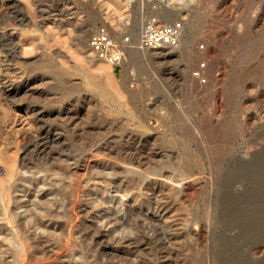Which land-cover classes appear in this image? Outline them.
<instances>
[{
    "label": "rangeland",
    "instance_id": "rangeland-1",
    "mask_svg": "<svg viewBox=\"0 0 264 264\" xmlns=\"http://www.w3.org/2000/svg\"><path fill=\"white\" fill-rule=\"evenodd\" d=\"M151 15L181 22L177 46L114 67L87 45L102 22L134 42ZM263 38L264 0H0V264H264ZM41 130L53 155L20 167ZM74 200L96 240L69 233Z\"/></svg>",
    "mask_w": 264,
    "mask_h": 264
},
{
    "label": "bare ground",
    "instance_id": "bare-ground-1",
    "mask_svg": "<svg viewBox=\"0 0 264 264\" xmlns=\"http://www.w3.org/2000/svg\"><path fill=\"white\" fill-rule=\"evenodd\" d=\"M168 15H167V13H162V18H164V17H167ZM259 38V37H258ZM257 39V38H256ZM264 39V38H263ZM257 41V40H256ZM259 41V40H258ZM263 41V40H262ZM250 42V41H249ZM261 42V41H260ZM255 43V42H254ZM258 42H256V44H257ZM260 44V43H259ZM263 44H264V42H263ZM169 47H171L170 45L169 46H167L166 45V49L167 48H169ZM161 48V47H160ZM156 49H158V48H156ZM162 49H163V47H162ZM9 52V51H8ZM154 52H156L155 51V49H154ZM12 56V55H11ZM10 56V57H11ZM257 60V59H256ZM123 61V60H122ZM262 64V63H261ZM256 68V67H255ZM240 68H238V70H239ZM246 70V69H245ZM249 70V69H248ZM242 71V70H241ZM250 71V70H249ZM252 74V73H251ZM244 75V74H243ZM255 76V75H254ZM230 79V78H229ZM248 79V78H247ZM236 84V83H235ZM235 84L233 85V86H235ZM229 86V85H228ZM237 87V86H236ZM23 88H24V86H23ZM27 88V87H26ZM233 88H235V87H233ZM240 90V89H239ZM24 91V90H23ZM26 91V90H25ZM238 91V90H237ZM26 93V92H25ZM233 93V92H232ZM20 98V97H19ZM37 102V101H36ZM71 115V114H70ZM64 118V117H63ZM43 127V126H42ZM50 127V126H49ZM45 128V127H44ZM47 128V127H46ZM55 132V131H54ZM37 134H39V137L37 138V140L39 139V141L40 140H42V142H40L39 143V141H36L35 142V144H34V148L37 150L36 151V155H37V157L36 158H34V160L32 159V161H30V162H26V161H21L20 163H19V166L20 167H26V168H31V167H36V168H41L42 166H43V163L46 161V159H49L50 158V155L52 154V145H51V143H53L52 141H53V137H51V134H53V133H51V131H49V130H41V131H39ZM55 134H56V132H55ZM37 137V136H36ZM36 137L35 138H33V139H36ZM55 140V139H54ZM30 144H32V143H30ZM101 146V145H100ZM33 149V148H32ZM54 149V148H53ZM56 149V148H55ZM97 150V149H96ZM34 151V150H33ZM94 152V151H93ZM92 152V153H93ZM98 152V151H97ZM96 152V153H97ZM107 152V151H106ZM53 155V154H52ZM51 155V156H52ZM101 155H102V152H101ZM110 155V154H109ZM83 156H85V155H83ZM90 156V155H89ZM99 156V155H98ZM117 156V155H116ZM100 157V156H99ZM102 157H104V155H102ZM106 157V156H105ZM104 157V158H105ZM78 158H79V156H78ZM92 158V157H91ZM81 159H83V163H84V165L82 166V169H84V171L85 172H87L88 171V168H89V163L87 162L88 161V158H81ZM80 159V160H81ZM74 161L73 162H71V164H69L68 163V166L69 167H73V166H76V165H78L79 164V162H81V161H77V158H75V159H73ZM96 160V159H95ZM94 160V161H95ZM94 163H100L99 161L97 162V161H95ZM93 163V164H94ZM73 164H75V165H73ZM97 174H98V176L99 177H105V178H107L108 176H109V174L110 173H104V172H102V171H100V172H97ZM57 178H61L60 176H58ZM116 179V177H111V178H109V181L110 182H113L114 180ZM40 180V179H39ZM23 181H24V179H23ZM24 182H26V181H24ZM33 190L31 191L32 192V194L36 191V189L35 188H37L38 186H39V183H41L42 184V182L41 181H37V180H33ZM147 184H149V183H147ZM145 185V186H148V185ZM21 186H23L24 185V183L22 184H20ZM78 186V185H77ZM16 189V188H15ZM38 189V188H37ZM26 190V189H25ZM29 192H30V189L28 190ZM52 192V190H50V189H48V190H44L43 191V193L41 194V196H46V195H48L49 193H51ZM79 194L80 193H78L77 195L79 196ZM40 199V198H39ZM46 199V198H45ZM151 199V198H150ZM98 201V200H97ZM96 201V202H97ZM100 201V200H99ZM98 201V202H99ZM34 202H36V201H34ZM38 202H39V200H38ZM40 202H41V200H40ZM43 202V201H42ZM150 202V201H149ZM33 203V202H32ZM148 203V202H147ZM34 205L36 204V203H33ZM150 204V203H149ZM37 205H38V203H37ZM38 207V206H37ZM49 208V207H48ZM48 208H45V206H44V208L43 207H38V208H34V209H37L38 210V217L39 216H46L48 219L47 220H42V219H39L38 217H37V219L35 218V220L34 221H31L30 222V225L31 226H37V228H42V229H44V230H46V231H48L49 233H52L51 231H53L54 230V228H56L58 225H60L58 222H56L54 219H52L51 218V212H49V210L50 209H48ZM69 208H71V211H70V213H69V217L67 218V223L69 224L68 225V227H69V233L72 231H74L73 233H75V231H78L79 229H80V227H79V225H80V223L79 222H81V221H86V219H85V217L87 216L86 215V213H87V211L89 210V208L86 206V205H84V204H79V202H78V200H74L72 203H71V206L69 207ZM155 208V207H154ZM70 210V209H69ZM9 213V212H8ZM112 212H106V213H104V214H102L101 215V217H100V220L101 221H111L112 219H115L116 220V223H114L115 224V227H114V229L115 228H117V227H119L120 226V222H119V220L118 219H116L115 217H113L112 216V214H111ZM128 214V216L130 217V214H131V212H127ZM10 214H8V217H7V219L10 221V223H11V225L13 224L12 223V220H11V217L9 216ZM132 216V215H131ZM24 217V216H23ZM127 218L128 220H131V218L132 217H130V218ZM133 219V218H132ZM88 220V219H87ZM132 221V220H131ZM133 221H134V219H133ZM123 222V221H122ZM126 222L127 223H129L127 220H126ZM126 222H123V223H126ZM85 224V223H84ZM28 225V227H31V226H29V223L27 224ZM59 227V226H58ZM113 229V230H114ZM85 233H84V236L85 237H91V238H93L94 237V239L96 240L98 237H96V235L98 236V235H101L100 233H99V225L96 223V222H94V221H90V223H88L87 224V221H86V226H85ZM111 231H112V229H110ZM111 231L109 232V233H111ZM28 232V231H27ZM68 233V234H69ZM99 233V234H98ZM28 234H30V233H28ZM68 234H66V235H68ZM70 236V235H69ZM124 237V236H123ZM122 236H120V237H112L113 239H118V240H120V239H122L123 238ZM14 238V235H13V233H12V231L9 229V228H7L6 226H4V225H2V224H0V242L1 241H4L5 243L7 242L8 243V245L10 244L11 245V243H13V239ZM30 238H32V239H34L33 241H36L37 243H39V242H41V240H42V238H43V235H32L31 234V236H30ZM41 244H42V242H41ZM7 245V246H8ZM39 245V244H38ZM37 247H41V245L40 246H37ZM42 249L44 250V251H46V252H48L49 253V249L50 248H47V247H42ZM42 252V251H41ZM53 255V254H52ZM50 256V255H49ZM54 259V258H53Z\"/></svg>",
    "mask_w": 264,
    "mask_h": 264
},
{
    "label": "built area",
    "instance_id": "built-area-1",
    "mask_svg": "<svg viewBox=\"0 0 264 264\" xmlns=\"http://www.w3.org/2000/svg\"><path fill=\"white\" fill-rule=\"evenodd\" d=\"M181 29V22L178 20L165 22L151 15L145 20L137 39L132 42L127 35L115 38L107 23L102 22L89 33L87 45L98 58L116 67L124 60L129 48L156 49L166 45L177 46ZM198 70H193L196 77L199 76Z\"/></svg>",
    "mask_w": 264,
    "mask_h": 264
}]
</instances>
